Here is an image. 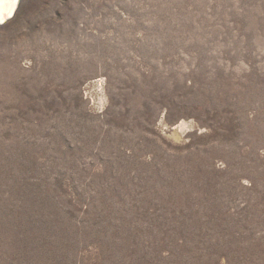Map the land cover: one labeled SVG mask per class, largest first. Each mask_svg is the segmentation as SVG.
I'll use <instances>...</instances> for the list:
<instances>
[{
    "label": "rangeland",
    "instance_id": "1",
    "mask_svg": "<svg viewBox=\"0 0 264 264\" xmlns=\"http://www.w3.org/2000/svg\"><path fill=\"white\" fill-rule=\"evenodd\" d=\"M0 264H264V0H21Z\"/></svg>",
    "mask_w": 264,
    "mask_h": 264
},
{
    "label": "snow or ice",
    "instance_id": "2",
    "mask_svg": "<svg viewBox=\"0 0 264 264\" xmlns=\"http://www.w3.org/2000/svg\"><path fill=\"white\" fill-rule=\"evenodd\" d=\"M16 0H0V20L10 15L15 7Z\"/></svg>",
    "mask_w": 264,
    "mask_h": 264
},
{
    "label": "water",
    "instance_id": "3",
    "mask_svg": "<svg viewBox=\"0 0 264 264\" xmlns=\"http://www.w3.org/2000/svg\"><path fill=\"white\" fill-rule=\"evenodd\" d=\"M20 1H21V0H17V1H16V6H15L13 12L11 13V15L5 17V18L3 19L2 22L0 21V26L4 25L5 23H7L10 19H12V18L14 17V15H15V13H16L18 7H19Z\"/></svg>",
    "mask_w": 264,
    "mask_h": 264
},
{
    "label": "bare ground",
    "instance_id": "4",
    "mask_svg": "<svg viewBox=\"0 0 264 264\" xmlns=\"http://www.w3.org/2000/svg\"><path fill=\"white\" fill-rule=\"evenodd\" d=\"M16 1H17V0H16ZM15 6H16V4H15ZM14 8H15V7H14ZM14 8H13V10H14ZM13 10H12V12H13ZM12 12H11V13H12ZM16 12H17V11H16ZM11 13H10V15H11ZM10 15H8V16H10ZM14 16H15V15H14ZM5 17H7V16H5ZM5 17H4V18H5ZM4 18H3V19H4ZM3 19L0 20V21L2 22ZM173 135H174V137H178V133H177V132H175Z\"/></svg>",
    "mask_w": 264,
    "mask_h": 264
}]
</instances>
